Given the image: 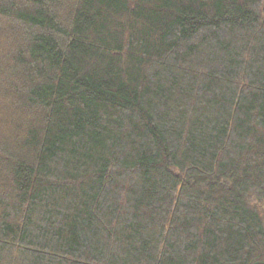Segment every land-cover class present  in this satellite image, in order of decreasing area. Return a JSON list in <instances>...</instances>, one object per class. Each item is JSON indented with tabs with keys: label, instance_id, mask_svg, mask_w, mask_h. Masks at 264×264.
<instances>
[{
	"label": "trees",
	"instance_id": "16d2710c",
	"mask_svg": "<svg viewBox=\"0 0 264 264\" xmlns=\"http://www.w3.org/2000/svg\"><path fill=\"white\" fill-rule=\"evenodd\" d=\"M0 264H264V0H0Z\"/></svg>",
	"mask_w": 264,
	"mask_h": 264
}]
</instances>
